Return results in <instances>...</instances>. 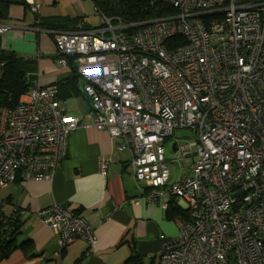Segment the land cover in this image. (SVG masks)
Returning <instances> with one entry per match:
<instances>
[{
	"label": "built area",
	"instance_id": "2783aa9c",
	"mask_svg": "<svg viewBox=\"0 0 264 264\" xmlns=\"http://www.w3.org/2000/svg\"><path fill=\"white\" fill-rule=\"evenodd\" d=\"M168 2L176 14L139 24L102 16L97 28L53 31L60 63L69 56L85 81L93 126L130 147L135 178L163 207L173 198L184 212L159 264H264V0ZM30 8L38 10L33 0ZM7 29L0 21V35ZM56 94L34 81L16 106L0 102V191L53 177L79 126ZM176 128L193 132L175 142L192 163L171 182L164 142ZM110 160L100 159V174ZM5 202L0 196V224L10 218ZM37 214L57 234L58 252L97 241L69 203Z\"/></svg>",
	"mask_w": 264,
	"mask_h": 264
},
{
	"label": "crops",
	"instance_id": "0c3cea01",
	"mask_svg": "<svg viewBox=\"0 0 264 264\" xmlns=\"http://www.w3.org/2000/svg\"><path fill=\"white\" fill-rule=\"evenodd\" d=\"M0 1L10 2L0 18L8 27L0 35V49L27 61L33 82L43 87L57 85L61 89L57 98L65 111L79 119L51 179H18L0 191L6 200L4 215H15L20 222L14 241L17 247L0 264H123L132 249L144 264H159L163 244L179 232L180 216L168 217V209L179 206L168 198L163 207L161 198L152 197V189L135 178L129 164L130 147L119 148L122 138L93 126L85 81L74 66L60 63L53 39V31L60 29L43 25H51L47 17L70 16L83 18L77 26L95 27L92 20L98 13L91 0H33L37 12L30 8L32 0ZM172 150L177 152L175 143ZM109 156L108 171L102 175L100 159ZM53 203H69L92 226L96 243L88 246L77 240L58 252L57 234L37 214Z\"/></svg>",
	"mask_w": 264,
	"mask_h": 264
},
{
	"label": "trees",
	"instance_id": "16d2710c",
	"mask_svg": "<svg viewBox=\"0 0 264 264\" xmlns=\"http://www.w3.org/2000/svg\"><path fill=\"white\" fill-rule=\"evenodd\" d=\"M97 13L102 17L105 16L111 19L113 24H139L141 22L171 16L177 13V8H174L168 0H91ZM21 3H25L21 0ZM10 2L0 1V18L5 15L6 9ZM47 21H51V25L45 23L46 27H54L60 30H88L101 26L92 27L91 25L77 26V23L83 22L82 17L70 16H52L47 17ZM134 30L137 29L133 26ZM131 32L133 30L128 29ZM179 42L185 43L184 38L178 37ZM68 65H72L69 56H65ZM0 62H2L0 75V102L8 106H16L22 94L27 93L32 84V76L30 74L29 63L20 57L14 56L13 53L6 52L0 49ZM76 71V69H75ZM77 73V72H76ZM56 86V97H61L60 88ZM74 88V87H73ZM59 92V94H58ZM67 92L62 94L65 97ZM85 94V92H84ZM85 97L87 98L86 94ZM89 101V99H88ZM90 104V101H89ZM91 109V104H90ZM175 215L183 216L182 212L177 207L168 209V217L172 218ZM20 231V222L15 215L10 216L9 221L5 224H0V260L9 255L15 249V236ZM133 245V243H131ZM133 248V246H131ZM123 264H144L142 257L131 250L129 257Z\"/></svg>",
	"mask_w": 264,
	"mask_h": 264
},
{
	"label": "rangeland",
	"instance_id": "374dc122",
	"mask_svg": "<svg viewBox=\"0 0 264 264\" xmlns=\"http://www.w3.org/2000/svg\"><path fill=\"white\" fill-rule=\"evenodd\" d=\"M93 25L99 26L101 23V17L96 14L92 20ZM92 25V24H90ZM193 139V132L189 128H176L173 130L171 136H169L164 142L165 157L167 159V168L170 172L171 182L180 180L190 174V166L192 160H187L180 157L178 152L172 150V144L177 142V144L183 143L184 141H189ZM228 264H233L232 260Z\"/></svg>",
	"mask_w": 264,
	"mask_h": 264
},
{
	"label": "water",
	"instance_id": "95a60500",
	"mask_svg": "<svg viewBox=\"0 0 264 264\" xmlns=\"http://www.w3.org/2000/svg\"><path fill=\"white\" fill-rule=\"evenodd\" d=\"M175 149V148H174Z\"/></svg>",
	"mask_w": 264,
	"mask_h": 264
}]
</instances>
